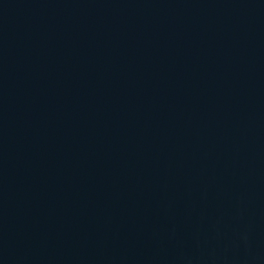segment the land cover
<instances>
[{
  "label": "water",
  "instance_id": "water-1",
  "mask_svg": "<svg viewBox=\"0 0 264 264\" xmlns=\"http://www.w3.org/2000/svg\"><path fill=\"white\" fill-rule=\"evenodd\" d=\"M0 264H264V0H0Z\"/></svg>",
  "mask_w": 264,
  "mask_h": 264
}]
</instances>
